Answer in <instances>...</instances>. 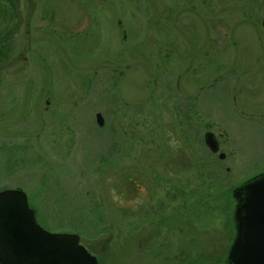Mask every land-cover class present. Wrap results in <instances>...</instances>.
I'll list each match as a JSON object with an SVG mask.
<instances>
[{
  "label": "rangeland",
  "instance_id": "obj_1",
  "mask_svg": "<svg viewBox=\"0 0 264 264\" xmlns=\"http://www.w3.org/2000/svg\"><path fill=\"white\" fill-rule=\"evenodd\" d=\"M263 19L264 0H0V190L100 264H222L231 189L264 171Z\"/></svg>",
  "mask_w": 264,
  "mask_h": 264
},
{
  "label": "water",
  "instance_id": "obj_2",
  "mask_svg": "<svg viewBox=\"0 0 264 264\" xmlns=\"http://www.w3.org/2000/svg\"><path fill=\"white\" fill-rule=\"evenodd\" d=\"M264 27V19L261 22ZM96 123H104L97 112ZM204 143L219 158L216 135L208 130ZM233 238L222 264H264V171L231 189ZM73 232L45 229L37 221L27 194L20 188L0 190V264H100Z\"/></svg>",
  "mask_w": 264,
  "mask_h": 264
},
{
  "label": "flooded vegetation",
  "instance_id": "obj_3",
  "mask_svg": "<svg viewBox=\"0 0 264 264\" xmlns=\"http://www.w3.org/2000/svg\"><path fill=\"white\" fill-rule=\"evenodd\" d=\"M89 252H91V251L89 250ZM91 253L94 254V255L96 256L97 260L99 261L97 255H96L95 253H93V252H91ZM98 261H97V262H98Z\"/></svg>",
  "mask_w": 264,
  "mask_h": 264
},
{
  "label": "trees",
  "instance_id": "obj_4",
  "mask_svg": "<svg viewBox=\"0 0 264 264\" xmlns=\"http://www.w3.org/2000/svg\"><path fill=\"white\" fill-rule=\"evenodd\" d=\"M229 216H230V214H229Z\"/></svg>",
  "mask_w": 264,
  "mask_h": 264
}]
</instances>
